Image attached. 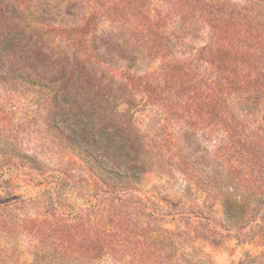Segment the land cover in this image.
Returning <instances> with one entry per match:
<instances>
[{"label":"rangeland","instance_id":"374dc122","mask_svg":"<svg viewBox=\"0 0 264 264\" xmlns=\"http://www.w3.org/2000/svg\"><path fill=\"white\" fill-rule=\"evenodd\" d=\"M21 1L0 168L32 175L0 180V264H264V0Z\"/></svg>","mask_w":264,"mask_h":264},{"label":"trees","instance_id":"16d2710c","mask_svg":"<svg viewBox=\"0 0 264 264\" xmlns=\"http://www.w3.org/2000/svg\"><path fill=\"white\" fill-rule=\"evenodd\" d=\"M12 10V14L11 17H15V19L19 20V18H21L20 16H23V14H26V12H28L27 9H25L24 4L21 0H19L18 2H12L11 5L7 4L5 2V0H0V16H2L4 13H9ZM67 22H65L64 24H66ZM63 25V23H62ZM253 28V26H252ZM13 30V27H10L8 29V34L11 35V32ZM241 37L240 41L242 42V44L244 43V46H247L246 44V40L245 38H248L247 36V31H243L241 32ZM94 50V49H93ZM97 50V49H96ZM93 52V51H92ZM70 60L68 58H64V73L62 75L59 76V78H62L70 73H76L77 76H80L82 74H84V72L89 73L91 76H95L96 73H98V69L96 67L97 64L95 62H93V60H91L90 57L87 58V60L84 58L80 59L79 62L81 63V66L77 67L75 66V64L72 62H69ZM2 62V59L0 60V63ZM4 68H2L1 64H0V80H2L5 77H8L7 74H5V72H3ZM78 73V74H77ZM249 80H254V72L251 71L249 72ZM22 77V76H20ZM48 83L47 85H52L53 80H47ZM27 84H30L32 86H37L39 85L38 82L36 81H27ZM99 109H95L91 111L90 114V118L88 120H86V122L83 125L82 128V134L84 136V138L86 139V141H88L91 138V134L93 133V131L95 132L97 129V120H98V116H99ZM82 137V135H81ZM71 140V142L82 151V153H84L85 157H89L90 159H95V156L92 155L91 152H89V150H86L85 148H82L81 144H78L77 140L73 141V138H69ZM83 142L85 141L82 137ZM86 143V142H84ZM126 152L123 153V155H125ZM92 155V156H91ZM13 158L14 156L11 155L9 157H7V160H12L10 162V164L6 165V166H2L0 168V180L4 181L6 179L7 182L13 181V178L16 177V175H24V176H28L31 177L32 172L27 168V165H23L22 166H14L13 163ZM129 160L131 161V157L129 156ZM109 163H113L109 160ZM114 168H113V174L119 176V177H125L128 175V172H124L122 173L123 170H125L128 166V164H119L117 165L116 163H113Z\"/></svg>","mask_w":264,"mask_h":264}]
</instances>
